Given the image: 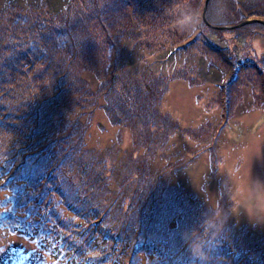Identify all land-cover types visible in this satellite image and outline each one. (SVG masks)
Returning <instances> with one entry per match:
<instances>
[{"label": "rangeland", "instance_id": "374dc122", "mask_svg": "<svg viewBox=\"0 0 264 264\" xmlns=\"http://www.w3.org/2000/svg\"><path fill=\"white\" fill-rule=\"evenodd\" d=\"M205 1L73 0L54 19L45 12L31 19L8 15L0 7V26H6L0 30V125L6 130L0 132V264H264V0H211L208 21L224 29L203 23ZM192 2L199 7L193 23L177 30V10L186 7L191 17ZM128 14L129 33L144 36L158 26L151 33L163 29L160 38L102 54L104 42L125 44L120 23ZM21 21L48 22L58 32L74 25L88 34L72 50L83 55L66 56L90 88L108 86L86 127L91 150L82 151V143L79 154L42 152L45 143L34 137L45 141L52 133L27 137L30 124L46 121L33 101L45 97L47 78L21 60L46 55H26L15 26ZM170 45L180 47L172 65L163 52ZM174 70L192 74L170 76ZM18 99L30 102L22 106ZM8 109L15 117H6ZM119 154L137 178L98 180L93 166L105 175ZM153 155L162 157L155 169L167 166L165 181L137 169ZM112 185H120L117 192ZM155 198L165 203L150 212L148 200ZM35 226L39 237L32 239L27 231ZM138 240L153 244L138 252L142 260L134 253Z\"/></svg>", "mask_w": 264, "mask_h": 264}, {"label": "trees", "instance_id": "16d2710c", "mask_svg": "<svg viewBox=\"0 0 264 264\" xmlns=\"http://www.w3.org/2000/svg\"><path fill=\"white\" fill-rule=\"evenodd\" d=\"M115 1V0H113ZM143 2V0H141ZM186 4H188L187 0H185ZM193 1V0H192ZM191 2V1H190ZM73 0H0V7L7 8L8 15H17L21 14L22 16H27V18H35L38 17L39 15H42L45 12V15L50 16L52 19H54L57 16L64 15L66 12L69 11V9L73 8ZM118 3V2H117ZM211 3V0L209 1L208 4V9H207V20L209 11V5ZM118 5V4H117ZM125 4H122V6H125ZM128 5V3H127ZM119 7L121 5H118ZM129 6V5H128ZM142 7V5L140 4ZM199 7L194 8V3L192 2L191 4V17H188V9L186 7H183V9L177 10L178 15H177V20L176 23H174V28L177 30H183L186 31V27L193 22L192 21V15L195 14V11H198ZM167 10V9H165ZM168 11V10H167ZM170 13V11H168ZM167 15H164L166 20L171 17ZM197 13V12H196ZM129 15V14H128ZM214 16V15H213ZM145 19H150L149 16H147V11L145 12L144 16ZM132 17H124L121 20L120 23V29L121 31H126L128 35L125 37V44L123 43L120 45H107V42H104V47L102 49V54H104V51L106 53H111L113 48H116V50L122 52L124 48L127 46H130L132 44H137L136 47H140L139 43L143 44L145 40L150 41V37L156 36L152 35V31L155 30L157 27H155L152 31L150 30H145L144 36H142V33H140V36H138L137 30L135 34H131V30L126 27V21L130 20ZM190 18V20L188 19ZM202 21L205 25L206 22L203 19V16L201 17ZM213 18V17H212ZM22 20V19H21ZM66 23L72 24L75 20L69 21L68 18H65ZM213 20V19H212ZM58 21V20H55ZM144 22V20L141 19V16L138 20V24L141 25ZM152 22V21H151ZM33 25L31 26L30 23L27 24L25 21H21V23L17 22L15 26L18 28V31L21 32L20 36L22 39H25L24 44H26L27 47L23 48L25 50L26 55H46L44 58L39 57L37 58L34 63H30L27 60H21V63L23 65H27V70H30V72H36L35 76H39L41 78H47L46 82V88L47 91L45 92V97L43 95L39 96L37 101H33V104L40 110L42 113L46 114V121L45 122H39L38 120L34 121L32 124L28 126L27 129V137L30 139V136L34 133L35 135L38 133H46L48 136L52 133V136L45 140L42 141V139L38 138V140L35 138V143L43 145V142L45 143V146H43L44 151L48 152H60L62 155L69 156L70 154H79L78 153V146H80L82 143H87L88 139L87 138V129L86 127H90V122L91 120L95 117L99 102L101 101V92L104 90V93L106 95L109 94V90H107L106 87H103L101 84L102 83H97L96 89H92L89 87L90 83H88V80H83L81 71L79 68V65L72 61L70 58H68L66 55H83V52H79V50L74 48H77L78 46V40L82 38L84 35V40L86 39V36L88 35L86 33L85 36V31L83 32L82 30L79 31L78 28L74 30V25H65L62 27H59L60 30L59 32L54 30V27L51 26V23L40 21L39 23H36V21H31ZM61 26V25H60ZM150 27H154V23L152 22ZM208 26V25H207ZM179 27H183L178 29ZM49 29L47 31V29ZM53 28V29H52ZM45 29V30H44ZM0 30L4 32L6 30V26H0ZM166 30V29H165ZM182 31V32H183ZM160 33L156 36L159 37L161 36L163 29L159 31ZM13 35V34H12ZM0 41H2L0 39ZM109 43V42H108ZM211 45V44H210ZM172 48L171 51L166 48L163 52L167 56V64H174L175 63V57L179 54L180 47H175L173 45L169 46ZM213 48V46H211ZM176 55V56H175ZM174 58V61H173ZM173 61V63H172ZM205 65H202L203 67L209 66V68L212 67L211 64H208V62ZM242 63H237L238 65H241ZM175 71V70H174ZM184 74H192V72H186V71H181ZM181 72L175 71L173 74L170 76H175V74H179ZM4 73V72H3ZM221 75L223 76V72L221 71ZM167 75H163L161 77L162 79H166ZM190 78V77H187ZM84 81V83H83ZM192 83V81H189ZM88 86L86 88L85 86ZM91 86V85H90ZM100 92V93H99ZM29 99V98H28ZM28 99H18L20 101V105L26 104L27 102H30ZM22 105V106H26ZM95 105V108H93L91 111H88L87 108H91L92 106ZM107 105V104H106ZM22 113H25L23 117H27V113L21 109ZM7 118H13L15 117V111L8 109V111L5 113ZM69 114V118L66 119V115ZM118 120L119 115H114L112 117L113 121L109 119V123L112 125L115 123V120ZM55 119V121H53ZM7 130H11V128H7ZM6 131L1 128L0 125V132ZM38 141H41L38 143ZM76 144V145H75ZM78 144V146H77ZM140 144H142L140 142ZM143 145V144H142ZM33 149L36 147V145L30 146ZM93 147L92 146H87L85 144V147L83 148L82 151H87L91 150ZM81 151V152H82ZM148 154V152H142L140 153L141 156L146 158L145 156ZM183 154H177L176 153V159L178 162L184 161L182 159ZM189 156V155H188ZM179 157H181L179 159ZM185 156H183L184 158ZM170 163L175 164L176 162L173 161L174 157H170ZM118 162L120 163H115L112 164L113 167L108 169V173L105 175L102 173V166L99 164L93 166V169H96L94 173L98 175V180L102 179H108L112 181L113 183H118L120 176L122 175V180L127 178L129 181L130 177H135L134 173H132L130 167L128 166L127 163V156L126 155H120L118 157ZM155 159H162V157L158 155H153L149 157V159L144 163L140 162L137 165V169L139 171H142L143 169H149L150 173L152 176L156 179L158 177H161L160 179L162 181H165L170 174L168 171H165V168L167 166H164L162 170L155 169L153 166L154 160ZM127 160V161H126ZM130 175H126V173ZM101 175V176H100ZM143 176L139 177V180L143 182ZM173 176V175H172ZM181 185H183L181 183ZM114 185H112L110 188L112 189L113 192H117L118 188L120 185H117L116 188L114 189ZM148 203L150 205L147 207L148 211H156L155 207L160 205L162 206L165 203V200H158L157 198L153 200H148ZM155 205V207H154ZM35 214V213H33ZM36 216L43 214H40L39 212H36ZM153 220H155L154 215L152 216ZM36 226L33 227L32 229H29L28 234L31 236L32 239H36L38 236V232L36 231ZM108 238H102V243H106L108 245ZM148 242H144L142 240L136 241V246H135V251L134 253H137L135 255L136 258L141 259V256L138 252L143 251L145 247H150L153 248V244ZM117 248H115L114 254L117 252ZM158 249H153L150 251V253H155ZM143 258V257H142ZM116 259V258H115ZM136 262H139L136 259H132L130 261V264H136ZM140 263V262H139ZM113 264H117V262L114 260Z\"/></svg>", "mask_w": 264, "mask_h": 264}, {"label": "water", "instance_id": "95a60500", "mask_svg": "<svg viewBox=\"0 0 264 264\" xmlns=\"http://www.w3.org/2000/svg\"><path fill=\"white\" fill-rule=\"evenodd\" d=\"M209 1H210V0H206V1H205V5H204V9H203V19H204V21L206 22V24H207L208 26H213V27L216 28V29H224V28H227V27H218V26H214V25L210 24V22L207 20V16H206V14H207V9H208ZM247 22H248V21H247Z\"/></svg>", "mask_w": 264, "mask_h": 264}, {"label": "bare ground", "instance_id": "6f19581e", "mask_svg": "<svg viewBox=\"0 0 264 264\" xmlns=\"http://www.w3.org/2000/svg\"><path fill=\"white\" fill-rule=\"evenodd\" d=\"M239 187H240V185H239Z\"/></svg>", "mask_w": 264, "mask_h": 264}]
</instances>
